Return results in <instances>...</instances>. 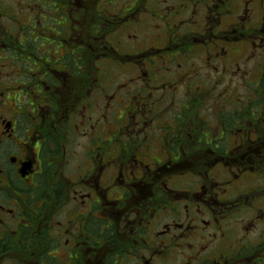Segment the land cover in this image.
<instances>
[{
    "label": "flooded vegetation",
    "instance_id": "obj_1",
    "mask_svg": "<svg viewBox=\"0 0 264 264\" xmlns=\"http://www.w3.org/2000/svg\"><path fill=\"white\" fill-rule=\"evenodd\" d=\"M12 7L0 264H264V0Z\"/></svg>",
    "mask_w": 264,
    "mask_h": 264
},
{
    "label": "rangeland",
    "instance_id": "obj_2",
    "mask_svg": "<svg viewBox=\"0 0 264 264\" xmlns=\"http://www.w3.org/2000/svg\"><path fill=\"white\" fill-rule=\"evenodd\" d=\"M2 1H3L4 4L8 7V8H6V9H9L11 12H14V13H15V11H14V9H13L12 6H14V7L17 8L20 4L23 5V0H2ZM9 7H10V8H9ZM11 8H12L13 10H12ZM2 11H3V13L5 12V10H3V9H2ZM20 20H21V19H20ZM93 60H94V59H92V61H93ZM116 76L119 77L120 75H117V74H116V75H113V74H112L109 78H110V79L113 78V77L115 78ZM110 79H109V80H110ZM121 81H122V80H121Z\"/></svg>",
    "mask_w": 264,
    "mask_h": 264
}]
</instances>
